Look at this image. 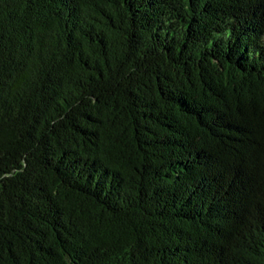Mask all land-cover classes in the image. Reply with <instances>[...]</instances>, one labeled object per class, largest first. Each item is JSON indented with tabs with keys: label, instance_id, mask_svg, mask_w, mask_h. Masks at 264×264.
Listing matches in <instances>:
<instances>
[{
	"label": "trees",
	"instance_id": "1",
	"mask_svg": "<svg viewBox=\"0 0 264 264\" xmlns=\"http://www.w3.org/2000/svg\"><path fill=\"white\" fill-rule=\"evenodd\" d=\"M0 264H264V0H0Z\"/></svg>",
	"mask_w": 264,
	"mask_h": 264
}]
</instances>
